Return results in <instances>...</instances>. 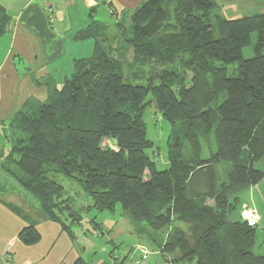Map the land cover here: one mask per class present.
Wrapping results in <instances>:
<instances>
[{
    "label": "trees",
    "instance_id": "obj_1",
    "mask_svg": "<svg viewBox=\"0 0 264 264\" xmlns=\"http://www.w3.org/2000/svg\"><path fill=\"white\" fill-rule=\"evenodd\" d=\"M11 23L0 5V40ZM252 33L254 56L246 58ZM89 38L92 54L75 59L62 85L47 80V98H29L16 112L23 137L0 150L1 168L62 225L66 210L77 222L82 215L62 206L53 172L76 178L93 200L89 208L120 205L138 235L169 229L159 245L178 254L172 264H264L258 228L232 218L241 194L264 179L256 167L264 158V12L227 18L216 0H143L115 24L91 20L75 34ZM124 49L140 75L126 76ZM233 63L237 75H228ZM151 104L171 124L162 170L143 118ZM18 236L25 244L41 238L33 224Z\"/></svg>",
    "mask_w": 264,
    "mask_h": 264
},
{
    "label": "rangeland",
    "instance_id": "obj_2",
    "mask_svg": "<svg viewBox=\"0 0 264 264\" xmlns=\"http://www.w3.org/2000/svg\"><path fill=\"white\" fill-rule=\"evenodd\" d=\"M231 5L229 8H224V16L227 18H237L246 14L264 12L260 11L264 10V2L259 0H248L246 2L238 0ZM250 8L252 9L250 10ZM102 14V11H99L97 18L106 20L111 24L117 21ZM125 22L129 24L130 17ZM117 30V28L113 27L111 33L116 34ZM251 36L252 43L243 49L244 57L246 58L254 56L257 34L252 33ZM83 45L82 50L79 49V52H85L84 56L93 52V39L86 40ZM65 58L66 56L58 60L60 65L57 66L59 67L52 66L53 69L57 68L55 69L56 72L53 73L57 78H63L71 72L67 71L69 62H67L68 65L65 62L63 63ZM118 58L124 60L125 74L128 78H132L136 73L138 75L141 74L140 72H133L135 68H129L130 63L133 61V55L130 50L124 49V53ZM236 67L237 65L234 63L229 64L228 75H237ZM22 73L24 72H19L18 76L22 77ZM36 75L39 76L41 73H36ZM8 84L4 83L7 86ZM60 85L57 83V86ZM34 90L35 86H33V83H21L19 81V83L12 84L10 96L5 98L9 102V107L6 108L3 116L0 117V150L4 149L6 152L13 145L11 143L14 142L15 137L16 140L23 137L11 119L24 98L31 95L36 96ZM143 118L147 127V137L155 145V149L150 151L151 157L154 159L158 169L168 168V137L171 132V124L161 116L154 104L145 108ZM3 119L4 123H2ZM102 144L112 146L113 141L105 139ZM1 167L0 163V202L5 207L0 208V214H2V216L0 215V223H2L0 230H4L7 227V234L4 236L6 238L0 236V245H4V242L11 240L13 235L15 237L11 244L7 242L12 247V249H9L11 252L9 251L7 255L9 260L12 258V252H16L17 258L21 260L22 255H25L24 249L29 246V249L34 248V252H37L36 254L42 255V262L45 264H72L79 257L89 264H172L171 262H175L174 259L178 254H163L159 245L166 238L169 229L156 231L147 227L146 232L138 235L132 218L123 212L120 205H117L114 211H97L94 208H89V206L93 205V200L76 178L56 172L51 175L64 188L61 197L62 206L68 207L67 209L72 211H80L82 215L81 221L77 222L72 220L69 211L66 210L61 216L63 224L67 226L64 227L60 222L47 219L42 213L39 200L25 190L12 175L5 172ZM13 167L15 166L13 165ZM256 167L264 170V158L256 163ZM228 171V163L223 162L219 165L222 180L228 178ZM241 201L242 205L248 204L257 210L259 222L256 227L260 226L257 230V240L258 243L261 242L263 244L264 235L262 234L264 233L261 230L263 227L261 214H264V179L259 183L258 187H250L249 190L243 192ZM256 203H258V206L255 207ZM242 205L232 218L235 219L237 215H242ZM21 221L27 222V225L33 224L36 226L41 234V238L37 243L25 244L15 233H12ZM2 234L0 233V235ZM142 248L148 251L146 258L143 257Z\"/></svg>",
    "mask_w": 264,
    "mask_h": 264
},
{
    "label": "crops",
    "instance_id": "obj_3",
    "mask_svg": "<svg viewBox=\"0 0 264 264\" xmlns=\"http://www.w3.org/2000/svg\"><path fill=\"white\" fill-rule=\"evenodd\" d=\"M237 1L216 0L218 12L224 16V8H229L232 3ZM246 1L248 0H244V2ZM259 1L264 2V0ZM142 2L143 0H0V5L12 16L9 30L0 40V117L9 107V102L5 98L10 96L13 83L20 81L21 83H33L35 86L34 94L36 96L31 95L24 98L19 108L29 98L45 100L48 91L44 83H47V80L52 79L54 83L62 85L65 78L73 72L75 59L86 57L84 56L85 52L80 53L79 49L82 50L85 41L91 39L77 41L75 39L76 32L85 27L91 20L108 22L97 18L99 11L119 21V19L124 18L125 12H131ZM65 56L63 63L68 65L67 62H69L67 71L71 72L63 78H57L53 74L57 68L53 69L52 66L59 67L57 66L60 65L58 60ZM21 71L24 73L21 74L22 77H19L18 74ZM36 73H41V75L37 76ZM4 83L9 84L7 86ZM3 121L4 119L2 123H4ZM258 186L259 184L253 188ZM254 206H258V203ZM4 207L0 202V208ZM0 215L2 216V214ZM261 221H263L261 230L264 233L263 213L261 214ZM24 225H27V222L21 221L12 233H15L19 238L18 234ZM6 228L0 230V233H3L0 235L2 238H6L4 237L7 234ZM14 238L13 235L11 240L0 245V264H45L42 262V255L36 254L34 248L29 249V246L24 249L25 255H22L21 260L17 258L16 252H12V258L9 260L7 255L12 247L7 242L11 244ZM256 249L264 254V243H258L257 240Z\"/></svg>",
    "mask_w": 264,
    "mask_h": 264
},
{
    "label": "built area",
    "instance_id": "obj_4",
    "mask_svg": "<svg viewBox=\"0 0 264 264\" xmlns=\"http://www.w3.org/2000/svg\"><path fill=\"white\" fill-rule=\"evenodd\" d=\"M242 219L247 222V224L251 226H256L259 222V215L255 208L250 205L243 204L242 205ZM143 257H147L148 251L145 248H142Z\"/></svg>",
    "mask_w": 264,
    "mask_h": 264
}]
</instances>
